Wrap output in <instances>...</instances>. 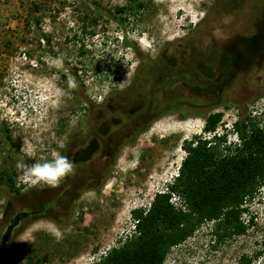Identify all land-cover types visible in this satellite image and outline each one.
I'll use <instances>...</instances> for the list:
<instances>
[{"label":"rangeland","instance_id":"rangeland-1","mask_svg":"<svg viewBox=\"0 0 264 264\" xmlns=\"http://www.w3.org/2000/svg\"><path fill=\"white\" fill-rule=\"evenodd\" d=\"M35 1L0 0V264H95L174 181L184 141L212 137L205 116L222 113L216 132L233 145L240 115L264 124V0H91L106 13L92 25L84 0H48L29 30ZM54 152L71 175L55 187L22 179L18 162ZM52 199L58 208L3 245L12 218ZM246 206L244 235L218 240L205 223L164 264H264V186Z\"/></svg>","mask_w":264,"mask_h":264},{"label":"trees","instance_id":"trees-1","mask_svg":"<svg viewBox=\"0 0 264 264\" xmlns=\"http://www.w3.org/2000/svg\"><path fill=\"white\" fill-rule=\"evenodd\" d=\"M37 1L32 3L33 9H29L26 17L25 26L29 30L38 28L41 18L36 17V12L45 10L49 3L48 0ZM84 2L93 8L94 17L89 20L91 25L106 15L91 0ZM230 3L238 4L236 0ZM143 6L142 1L133 0L128 10ZM80 54H85L83 48H80ZM74 76L78 78L77 72ZM156 78L159 80L160 76ZM204 113L202 109L181 111L183 116H203ZM222 116L221 112L205 116L204 132L212 133V137L195 135L184 141L187 155L174 181L167 186L166 191L154 197L149 208L133 211L135 231L95 264H164L173 247L185 242L209 222H214L213 236L218 240L247 232L253 220L245 222L243 219V215L248 212L246 204L264 186V124L251 114L240 115L233 125L239 138L233 145L228 144L226 134L216 132ZM147 127L145 123L141 129ZM10 181L13 182L12 179ZM175 196L181 200L180 206L172 202ZM59 203L58 199H52L40 209L26 208L11 219L8 231L11 228L14 230L25 218L43 215L52 208H58ZM261 244L262 249L258 254H264V239ZM251 261L244 256L242 262L250 264Z\"/></svg>","mask_w":264,"mask_h":264},{"label":"clouds","instance_id":"clouds-1","mask_svg":"<svg viewBox=\"0 0 264 264\" xmlns=\"http://www.w3.org/2000/svg\"><path fill=\"white\" fill-rule=\"evenodd\" d=\"M126 80L127 78L118 84L123 85ZM69 86L72 87L74 85L69 82ZM232 134L239 139L234 128ZM33 147L30 141H23L21 151L31 152ZM17 168L21 170L22 179L30 181L33 185L43 184L55 187L66 176L72 174L74 164L67 156L54 152L51 159L37 160L31 164L18 162ZM135 228L136 226H134V231Z\"/></svg>","mask_w":264,"mask_h":264},{"label":"flooded vegetation","instance_id":"flooded-vegetation-1","mask_svg":"<svg viewBox=\"0 0 264 264\" xmlns=\"http://www.w3.org/2000/svg\"><path fill=\"white\" fill-rule=\"evenodd\" d=\"M259 8H260V7H259ZM259 12L261 13L260 10H259ZM260 17H261V16H260ZM109 154H110V153H108V155H109ZM12 229H13V228H11V230L7 231L8 233H6V235H5V237H4L3 245H6L7 240L10 239L9 236H10V233L12 232Z\"/></svg>","mask_w":264,"mask_h":264}]
</instances>
